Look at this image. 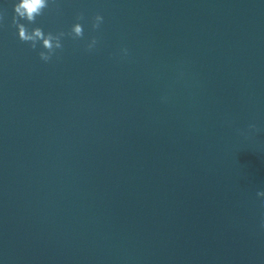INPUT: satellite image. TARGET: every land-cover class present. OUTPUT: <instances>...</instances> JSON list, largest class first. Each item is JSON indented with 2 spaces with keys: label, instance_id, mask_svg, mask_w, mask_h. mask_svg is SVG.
<instances>
[{
  "label": "water",
  "instance_id": "95a60500",
  "mask_svg": "<svg viewBox=\"0 0 264 264\" xmlns=\"http://www.w3.org/2000/svg\"><path fill=\"white\" fill-rule=\"evenodd\" d=\"M16 2L0 0V264H264V0H55L20 23L84 37L47 63Z\"/></svg>",
  "mask_w": 264,
  "mask_h": 264
},
{
  "label": "clouds",
  "instance_id": "9594fccd",
  "mask_svg": "<svg viewBox=\"0 0 264 264\" xmlns=\"http://www.w3.org/2000/svg\"><path fill=\"white\" fill-rule=\"evenodd\" d=\"M50 3H55V0H17L13 4L12 25L15 26L17 30L18 39L21 42L29 43L30 48L35 50L37 48V43L39 42L42 51L38 52L40 60L45 63L49 62L54 55H57V50L63 48L62 39L65 36L71 37L72 39H83L84 28L81 23H74L68 32L60 31L55 34L52 32L45 33L40 27H34L31 30L24 24L20 23L21 20L27 21L29 24L35 23L36 18L44 13L45 9L50 7ZM2 19V17H0ZM77 21L83 20V13H78L76 16ZM103 23V17L96 14L92 18L91 27L93 30L100 28ZM97 40L93 37L86 45V50L91 51ZM125 55H127V49L121 50ZM250 129H255L256 126L249 125ZM258 196H264V192H258ZM264 207V201L261 204ZM261 227L264 228V222H262Z\"/></svg>",
  "mask_w": 264,
  "mask_h": 264
}]
</instances>
